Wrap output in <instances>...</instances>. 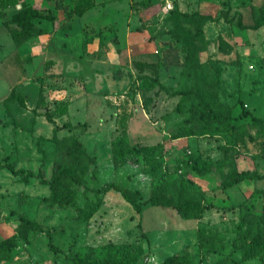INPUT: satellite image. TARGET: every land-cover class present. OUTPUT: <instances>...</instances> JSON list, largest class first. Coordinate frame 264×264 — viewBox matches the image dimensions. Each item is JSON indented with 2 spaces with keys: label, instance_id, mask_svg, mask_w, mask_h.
<instances>
[{
  "label": "rangeland",
  "instance_id": "374dc122",
  "mask_svg": "<svg viewBox=\"0 0 264 264\" xmlns=\"http://www.w3.org/2000/svg\"><path fill=\"white\" fill-rule=\"evenodd\" d=\"M227 1L181 3L208 18L157 0L0 7V264H85L131 246L135 264H264V25L236 24L264 19V0ZM26 6L49 19L16 44ZM60 169L78 182L53 188ZM233 171L248 176L224 187ZM110 183L137 190L141 212ZM158 195L172 202L143 203Z\"/></svg>",
  "mask_w": 264,
  "mask_h": 264
},
{
  "label": "trees",
  "instance_id": "16d2710c",
  "mask_svg": "<svg viewBox=\"0 0 264 264\" xmlns=\"http://www.w3.org/2000/svg\"><path fill=\"white\" fill-rule=\"evenodd\" d=\"M21 1L18 0H0V7L1 8H7V7H11V6H17V4H21ZM228 5V8L230 7V3L229 0L226 2ZM180 9H175L172 12V14H174L176 16V18H180L181 16H195L197 18H208L207 16L205 17L204 15L200 14L199 12H194L193 14H186V13H181L178 12ZM74 13H76L77 15H81L84 12V8L82 6H80L79 4L75 6ZM45 14H42L41 11L37 8H33L31 6H26L25 8L21 9L17 14H16V20L15 22L19 25H22L25 27V30H21V29H10V36L12 38V40L14 41V43L19 44L22 40L29 38L30 36V20L35 18V17H43V18H47L49 19V17L44 16ZM222 15L225 17V19H227V10H223L222 11ZM236 24L239 28H252V29H257L258 27H260L261 25H264V19L259 17L255 20V22L251 25H244L241 21V19H237ZM135 67L137 68V70L139 71H144L146 69L150 70L152 73L156 72V65L152 62H145V61H135L134 63ZM11 93H14V90L12 89ZM241 107H243V105L241 104ZM64 109V108H63ZM62 109V112H64V110ZM210 114V116H212L214 113H212L211 111L207 112L204 110H200L199 111V116L201 118H205ZM242 115L249 117L252 121H261L260 118L255 117L251 112H249L248 110H245L242 108ZM229 116V115H228ZM63 126H67V124H63ZM81 151L84 152V149L81 148ZM11 172L14 175H21V177L23 179H27L29 176L34 175L33 172L31 171H24L23 169H14L12 167H9ZM39 174H41V172H39ZM248 176V172L245 171H241V172H235L233 171L228 180H226V182L224 183V187L227 186H231L234 183H237L239 181H241L242 179L246 178ZM64 179H69L71 181H75L78 182V177L71 174L68 170L66 169H60L58 172H56L52 179L50 180V184L52 185V187L54 188L55 185L59 184L60 180H64ZM42 182H45V180H41ZM108 187L112 188L113 190L119 192L121 194V196L123 197L124 200H126L131 207L137 212L140 213L141 212V205L142 202H139L140 199V193L137 190H131L128 188H121L118 185L114 184V183H110L107 184ZM162 199V201H161ZM50 200L53 202H59V198H57V192L54 191V193H52ZM145 202H150L153 205H159L161 203H170L172 202V198L170 199V197H167L166 199L161 198L160 195L158 196H152L147 200H144L143 203ZM211 207V204H207V205H203V206H198L197 209V216L200 215L202 213V211L204 209H207ZM183 208V206L177 205V209L181 211V209ZM19 225L20 226H25V227H33L35 224L24 218V217H19ZM22 234V232H21ZM23 239H25V237L22 234ZM198 237L202 240L203 239V235L201 233H199ZM10 244V241L8 240H3L0 242V259H6L7 256V247ZM50 247L52 250L57 251L58 248L56 246H53L51 244V242H49ZM207 246L210 247L211 243L210 242H206ZM135 248V249H134ZM141 253V248L138 247H134L131 246L129 248H127L124 252H122L120 255H116L114 257H111L109 259H100V260H94L91 262H87L85 264H135L139 255ZM233 264H238V261L233 260L232 262ZM185 264H189V262H186Z\"/></svg>",
  "mask_w": 264,
  "mask_h": 264
},
{
  "label": "built area",
  "instance_id": "2783aa9c",
  "mask_svg": "<svg viewBox=\"0 0 264 264\" xmlns=\"http://www.w3.org/2000/svg\"><path fill=\"white\" fill-rule=\"evenodd\" d=\"M20 1V0H18ZM158 4L165 12H171L175 9H180L183 0H157ZM20 4H17L19 6Z\"/></svg>",
  "mask_w": 264,
  "mask_h": 264
}]
</instances>
